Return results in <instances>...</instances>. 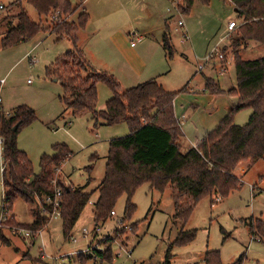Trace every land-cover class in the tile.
<instances>
[{"label": "rangeland", "instance_id": "374dc122", "mask_svg": "<svg viewBox=\"0 0 264 264\" xmlns=\"http://www.w3.org/2000/svg\"><path fill=\"white\" fill-rule=\"evenodd\" d=\"M105 1L86 0L79 12L86 7L90 10L100 7ZM12 2L14 0H0V39L8 29V23L16 24L15 16L21 9L33 22L40 23L42 30L30 40L9 48L0 47V79L4 80L0 86V113L8 115L18 105L34 109L36 120L22 128L17 138L18 147L32 162L34 173L40 170L38 162L41 154H50L52 145L65 143L72 154L56 171L53 184L60 181L73 187L84 186V191L90 196L68 238L63 236L59 217L51 218L36 235L30 234L29 237L24 235L27 230L10 225L1 227V224L0 264H76L79 253L88 254L93 248L105 251L108 240L112 242L111 261L95 263L90 260L87 264H163L169 245L181 229V224L173 217L171 189L159 193L150 190L148 184H143L131 198L136 205L131 219L123 216L126 196H121L112 210L116 215L110 213L106 221L95 225L93 208L98 198V186L104 177L109 141L127 135L128 126L126 123L110 126L103 121L95 125L92 113L74 114L70 109H65L59 100L63 92L60 81L45 77V67L71 48L68 37L57 40L58 37L49 30L52 21L56 20L55 14L59 15V12L39 17L34 7L25 1L21 6H14ZM113 4L122 13L119 15L125 22L124 28L129 31L128 39L136 42V49L146 64L140 78L128 80L114 75L122 90L156 79L160 83L164 81L168 91H177L186 82L197 88L207 77L218 80L223 89L236 85L231 38L238 37L237 28L241 19L230 0H208L207 4L195 0L186 15L175 11L174 4L166 0H115ZM155 4L159 9L153 11L152 5ZM79 12L70 16L69 21H76ZM160 13L168 17L169 13H173L175 16L171 19L174 22L182 19L185 24L180 30H175L176 26L170 25L167 20L168 26H171L167 28L173 46L171 58L162 47L164 20ZM96 17L90 14L89 24L93 25ZM229 20L235 21L236 25L227 33ZM184 30L189 38L181 41ZM143 31H151L152 34H143ZM141 33L145 37L143 41H138ZM220 37L224 41L218 43ZM217 44L221 53L222 49H226L222 53V63L227 70L221 76L216 74L220 73L217 58L207 62L203 70L198 68V64L214 51ZM240 50L244 59L264 56V46L257 41H243ZM90 61L96 70L102 71L94 60ZM156 72L158 77L150 78ZM111 97L110 89L104 83H98L96 110H103ZM250 113V109L236 113L234 124L243 125ZM185 151L183 149L182 153ZM94 155L97 159H93ZM91 163L93 168L88 173L86 167ZM247 163L250 168L243 174L240 172L241 164L246 166ZM1 166L0 154V216L3 198ZM235 172L241 176L239 189L225 198L215 195L212 199L202 198L194 207L184 229H195L196 237L185 246L172 248L171 264H204L206 250H219L224 264L232 263L241 254H244L242 264H264V243L251 237L247 225L251 216L264 220V155L252 163H239ZM89 177L91 180L87 184ZM252 185H255L253 191ZM3 216V222L10 217L16 223L32 221L30 205L21 199L15 200L12 210ZM83 229H86V234ZM70 237L75 238L76 242L71 241ZM4 241L8 244L5 245Z\"/></svg>", "mask_w": 264, "mask_h": 264}, {"label": "trees", "instance_id": "16d2710c", "mask_svg": "<svg viewBox=\"0 0 264 264\" xmlns=\"http://www.w3.org/2000/svg\"><path fill=\"white\" fill-rule=\"evenodd\" d=\"M22 1L33 6L39 17L59 12L49 30L58 37L57 40L63 37L71 40V48L45 67L47 79L60 81L63 92L59 100L65 109L74 114L92 113L95 125L99 121L110 126L126 123L129 129L127 135L109 141L104 177L98 186V198L93 208L95 225L109 218L121 196H126L123 216L131 219L136 208L131 198L143 184L159 193L170 188L173 217L181 224L163 262L171 264L172 248L185 246L196 237L195 229L184 227L197 203L205 197L212 199L214 195L225 198L239 189L241 179L234 174L236 166L243 161L255 162L264 155V56L244 59L240 50L245 40L257 41L264 46V0H230L241 19L238 37L231 38L236 85L225 90L216 79L207 77L204 90L200 92L192 91L188 84L177 91H167L156 80L122 90L113 74L98 71L90 65L78 44L77 33L88 21V13L85 10L79 12L85 0H14L12 5L21 6ZM170 1L186 15L195 0ZM199 1L208 3V0ZM76 12H79L76 21H69ZM15 18L16 24L8 23L9 27L0 39L2 48L30 40L42 30L41 24L33 22L22 9ZM162 47L171 58L173 46L167 28L162 35ZM100 82L110 89L112 97L106 101L103 110H96ZM219 100H223L227 109L215 117L213 110ZM243 109H250L251 113L243 125H235L234 116ZM209 114L210 127L182 153L180 141L185 137L182 119L186 118L184 124L188 128L197 117ZM36 118L35 110L27 105H18L8 115L0 113L2 214L11 211L15 200L21 199L30 205L32 216L29 223H16L10 217L1 227L15 226L27 230L31 236L36 235L51 219L53 206L44 199L54 197L57 187L61 190L59 218L62 232L68 238L89 202L90 194L84 191V186L73 187L60 181L53 184L56 171L72 154L65 143H56L52 145V153L41 154L40 170L34 173L32 162L18 147L17 138L20 130ZM14 126H17L15 130ZM92 163L86 167L88 173L93 168ZM90 180L89 177L87 184ZM251 188L254 190L255 185ZM247 225L251 237L264 243V220L251 216ZM110 244L112 242L108 240L105 251L93 248L88 254L79 253L75 263L111 261ZM243 257L241 254L228 264H242ZM203 261L204 264H224L219 250H206Z\"/></svg>", "mask_w": 264, "mask_h": 264}, {"label": "crops", "instance_id": "0c3cea01", "mask_svg": "<svg viewBox=\"0 0 264 264\" xmlns=\"http://www.w3.org/2000/svg\"><path fill=\"white\" fill-rule=\"evenodd\" d=\"M156 1L161 2L163 0H156ZM166 1H168L171 4L170 0H166ZM85 2L86 0L83 2V5ZM105 2L106 3L100 5V7L93 8L95 11H93V9L91 10L88 9V7L85 6L86 9L84 10L88 13V19L90 20V14H95V16L97 15L96 17L97 20L95 21V23H93V25L89 24V20H88L85 28L78 31L77 33L78 44L82 48L89 63L91 62L90 60H94L97 63L96 66L102 69V71L109 72L115 76L117 75L122 78H126L128 80L129 79L132 80L134 78H140L142 72L144 71V69H146V64L142 59V57L140 56L138 50L136 49L135 46L136 42H133V39H128L129 31L124 28L125 22L122 21V17L119 15V14L122 15V13L116 10L118 8H114L113 3L115 2V0H106ZM152 6H153V11L159 9L157 4ZM173 6L175 7V5ZM169 14L170 16L168 17L166 14L160 13V17L164 20L162 35L165 31V28L169 27L170 29L171 27L168 26L167 20L175 16L173 13H169ZM229 32L230 31H228L227 33ZM142 33L143 34L146 33L148 35L152 34L151 31H143ZM143 34L139 37L140 39L138 38V41H143L145 37ZM37 44L38 42L34 44L33 47H35ZM114 55L118 57V60L117 57H115ZM164 56H165V52H164ZM219 64H220L219 66L220 73H216V74L218 76H221L225 73L227 69L225 67V64H223L222 62H219ZM157 72L153 73V75H150L151 76L150 78H157L158 77ZM156 81L158 82L157 79ZM186 83L184 85H186ZM204 83L201 86L197 87L200 89H197L189 85L188 86L192 91L200 92L204 90ZM161 84L166 89V87L164 86L165 85L164 81ZM226 109L227 108L225 107L223 100H219L217 103H215L213 114L215 115V117H219L226 111ZM9 110H5V111H9ZM59 116L62 117L61 114ZM210 118H211L210 114L203 115L202 117H197L194 121H192L191 125L188 128L187 125L184 124L186 118L182 119V126L185 132V137L180 141V143L183 149H187L192 143V141L197 140V138L199 137L198 135L201 134L202 131H205L207 128L210 127L209 126ZM0 154H1V144H0ZM249 168H250L249 163H247L246 166H242L241 164L240 172L241 173L243 172L244 174L245 172H247ZM234 174L241 179V176H239L235 172V170H234Z\"/></svg>", "mask_w": 264, "mask_h": 264}, {"label": "built area", "instance_id": "2783aa9c", "mask_svg": "<svg viewBox=\"0 0 264 264\" xmlns=\"http://www.w3.org/2000/svg\"><path fill=\"white\" fill-rule=\"evenodd\" d=\"M175 5V4H174ZM176 8V7H175ZM177 10V9H176ZM178 12V10H177ZM180 13V12H178ZM58 15L55 14V18L57 17ZM169 24L170 25H173V26H176L175 27V30H180L181 28H183L185 26L184 24V20L182 19H178L177 22H174L171 18H169L168 20ZM236 23L235 21H230L228 24H227V30L230 31L233 29V27H235ZM139 38V37H138ZM189 36L187 34V31L184 30L182 32V39L181 41H186L188 40ZM140 39V38H139ZM223 41V38H220L219 39V42H222ZM217 58L220 62H222L223 60V54L221 53V49L218 48V44L217 46L215 47L214 51L209 53L208 55L205 56L204 58V61L199 63L198 64V68L199 70L203 69L205 64L209 61H212L213 59ZM4 80L3 79H0V86L1 84H3ZM0 110H1V100H0ZM3 167L1 166V171H2ZM60 195H61V190L60 188H55V194H54V197H51V196H48V197H45V202L48 203V204H51L53 206V212L51 214V218H57V217H60V211H59V205H60ZM111 215H116L114 211H111ZM4 220V216L3 214L0 216V226L2 224ZM83 233L86 234L87 231L86 229H83ZM25 236L29 237L30 236V232H25L24 234ZM71 241L73 242H76V239L73 238V237H70L69 238Z\"/></svg>", "mask_w": 264, "mask_h": 264}, {"label": "water", "instance_id": "95a60500", "mask_svg": "<svg viewBox=\"0 0 264 264\" xmlns=\"http://www.w3.org/2000/svg\"><path fill=\"white\" fill-rule=\"evenodd\" d=\"M16 127H17V126H14V127H13V130H15V129H16Z\"/></svg>", "mask_w": 264, "mask_h": 264}]
</instances>
